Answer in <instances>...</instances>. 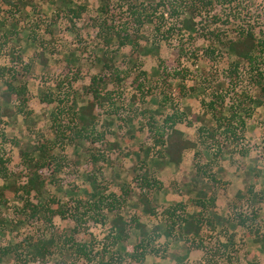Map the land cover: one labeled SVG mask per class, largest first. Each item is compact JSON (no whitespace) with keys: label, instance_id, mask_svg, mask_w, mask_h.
Wrapping results in <instances>:
<instances>
[{"label":"rangeland","instance_id":"374dc122","mask_svg":"<svg viewBox=\"0 0 264 264\" xmlns=\"http://www.w3.org/2000/svg\"><path fill=\"white\" fill-rule=\"evenodd\" d=\"M23 1L0 0V68L14 66L19 70L21 76L16 80L22 78L26 83L30 97L26 109L32 112L26 119L9 115L18 101L13 95L6 104L0 95V153L9 158L10 174L7 180L0 177V186L24 180L21 149H32L35 140L57 138L52 112L64 109L59 121L74 123L72 111L65 110L87 104L86 89L94 76L102 78L100 88L109 99L96 108V132L105 139L80 140L69 131L68 138L60 139L54 149V154L64 156L59 174L41 170L45 180L42 200L54 197L65 217L56 215L50 224L40 217L29 218L20 200L10 198L6 205H0V246L29 236L47 239L51 234L69 233L77 224L71 214H76L81 222L75 241L88 245V256L76 255L61 238V248L51 247L43 259L33 260L24 254L23 261H16L10 255L0 264H136L127 253L132 252L140 231L131 225L128 238L115 242L108 235L113 214L119 212L128 220L138 218L147 232H152L170 207L184 206V211L177 209V215L197 212L195 201L203 194L228 200L224 208L228 221L215 230L205 224L201 241L196 239L199 247L164 239L167 225L162 224L161 237L150 236L148 247L155 252L146 255L144 264H264V107L249 103V116L239 111L246 119L237 145L249 150L244 158L234 156L235 144L222 131H216L214 138L205 133L216 126L212 113L230 115V106L242 99L241 92L264 99L260 89L244 78L246 64L238 62L225 46L242 28L252 27L258 35L264 30V0H212L194 14L197 25L190 34L179 31L184 15L169 16L171 6H179L180 0H71L72 7L85 8L79 18L63 11L65 0ZM141 3L142 13L152 14L153 22H133L130 5ZM129 20L128 30L136 34V42L120 45L113 33L108 41L105 39L102 31L116 32ZM171 26L172 33L168 32ZM211 33H218V38ZM105 55L112 56V68L117 71L104 65ZM237 62L235 73L230 72ZM117 73L119 82L114 79ZM5 79L12 77L7 74ZM179 82L185 86L184 96L177 93ZM3 89L0 83V94ZM45 94L54 101H43ZM212 100L216 105L211 112L208 103ZM172 106L184 119L178 126L197 147L184 153L180 165L162 167L155 165L154 147V157L145 164L151 177L163 182L164 187L150 192L153 216L145 213L138 201L140 179L146 173L143 151L153 147L148 122L154 117L160 126ZM218 146L223 151L220 157H216V149L211 150ZM93 156L102 159L94 162ZM198 167L206 173L198 176ZM91 173L96 174L101 188L106 187L104 195L115 194L119 205L114 212L100 207L95 213L89 208L93 191L86 174ZM212 177L220 182L213 183ZM249 184L253 192L248 199L236 198V189L245 190Z\"/></svg>","mask_w":264,"mask_h":264},{"label":"trees","instance_id":"16d2710c","mask_svg":"<svg viewBox=\"0 0 264 264\" xmlns=\"http://www.w3.org/2000/svg\"><path fill=\"white\" fill-rule=\"evenodd\" d=\"M181 4L179 6H171V11L169 12V16L175 17L184 15L181 20V25L179 31H185L187 33H191L195 30L197 23L194 21V14L197 12L198 8H205L207 5H210L212 0H180ZM231 1V0H230ZM21 4H24L23 0H20ZM27 5L28 3L25 2ZM71 0H65L64 8L68 13L72 15L74 18H79L82 11L85 9L84 7L74 8L71 6ZM20 6V5H19ZM21 8L17 6V9ZM143 3L140 5H130V15L133 18V22L137 25H142L145 22H153L152 14H143L142 13ZM155 11V10H154ZM71 20V19H70ZM130 20L127 24H123L117 27V31H102V33L106 36V40L112 36L118 39L120 45H124L128 42L134 43L137 40V36L135 33L131 34L128 30L130 24ZM37 26V25H35ZM159 29V26L157 27ZM174 27L168 28V32L172 33ZM259 35L256 33L254 28L247 27L242 28L237 35L233 38L227 40L225 46L227 48V52L234 55L237 58L238 62L243 61L248 69L245 71L247 75L244 76L245 79H248L250 83L253 84L255 88L260 89L261 95H264V30H259ZM212 35V33H211ZM212 36L218 38V33L213 34ZM166 37V36H165ZM36 37L34 38L35 41ZM42 56V54H41ZM44 58V57H43ZM104 65L109 70L117 71L112 68L115 64L112 62V56L107 57V55L103 56ZM238 62L233 64V71L235 73L238 68ZM9 74L11 75V80H6L5 76ZM144 74V72H143ZM21 74L18 69L13 67H2L0 68V83L3 84L4 89L1 91L2 101L6 104L10 101L11 96H15L18 104L15 106L14 112L16 115L22 116L24 119L31 115V110H27L30 103V97L28 96V90L26 87V83L22 78L20 80H16L17 77H20ZM114 79L116 81H120L121 77L119 74H115ZM102 78L100 76H94L92 78L91 84L86 89L88 93L89 99L87 104L76 107H68L65 111H72V116L74 123L72 124H62L60 120V115L64 113V109L57 110L51 113L52 122L56 125L57 137L54 140H35L33 141L32 149H21L20 150V159L22 166L25 170L24 180L20 182H8L7 184H3L0 186V205H6L8 199L14 198L16 200H20L22 211L26 212L29 218H43L44 221L52 224V219L54 216L58 215L60 217H65V211L62 209L60 202L56 200L54 197L47 198V200H42V191L44 188L45 180L42 177L41 170L42 169H51V173L53 175H58L62 169V165L64 163V156L60 153L59 155L54 154V149L60 145V139L68 138V132L73 133V138L84 139V140H104L105 136L103 134L99 135L96 132V117L97 106L102 105L103 102L109 99V95L107 92L101 91ZM177 93L181 96L186 95L185 86L183 83L179 82L177 87ZM190 90V88H189ZM46 95V94H45ZM43 101L53 102V98H51L48 94L44 96ZM242 99L238 100L235 105L230 106V115L220 114L217 116L213 114L215 117L216 126L212 128H207L205 133L211 137H215L216 131H222L225 135V138L230 140V143L235 144L234 156L237 158H244L248 155V149H244L242 147H238V142L241 139L240 133H242L246 128V119L244 116L239 114L240 110L245 111V114L249 116L251 113L250 104H255L256 106L264 107V99L259 97H253L246 92H241ZM166 99V98H164ZM221 99V98H220ZM172 103V101H170ZM222 102V99H221ZM216 105V100H212L208 103V107L211 110H215L214 106ZM172 112L166 115L162 124L158 126L157 120L154 117L148 122V130L149 134L152 137V146H148V148L144 149L146 159L143 160L142 164L146 167V173L141 176V186H140V197L139 203L142 205V210L149 214L155 215L154 207L151 204L150 192H154V190H161L164 185L163 182L157 180L156 178H152L148 167L146 166V160L152 156L154 153L152 152L154 147H157L155 159V165L158 167L166 166V165H175L178 166L182 163L184 153L189 149H195L197 147V143L185 136L184 131L178 126V124L182 123L184 119L177 112V109L174 106L170 108ZM174 109V110H173ZM8 108H5V112L2 114H7ZM69 132V133H70ZM200 133L204 134V131L200 128ZM60 135V136H58ZM70 140L72 141L71 137ZM74 140V139H73ZM14 141V140H13ZM62 141V140H61ZM14 143L18 146L20 144L16 141ZM113 146L116 144H112ZM152 147V148H151ZM216 149V157H220L223 155L222 146L218 148H213L211 150ZM31 154V155H30ZM8 159L3 154L0 153V177L3 180L9 179V173L7 170ZM94 162L102 159V156L97 158V156H93ZM99 172V171H98ZM154 172V171H153ZM206 171L200 170L198 167L197 175H204ZM87 178L90 182L91 190L93 191L91 194L90 201L93 203L89 208H92V211L96 213V210L100 211V207L103 209L104 207L109 212H114L117 208V204L119 202L115 197V194L110 193L104 195L106 187L99 186L97 184L96 174H86ZM213 183H219L214 177L211 178ZM53 183H56L55 178H53ZM253 192L251 186H248L247 189L236 192L235 197L238 199H248L250 193ZM215 197L207 195L200 196L195 202L199 207L197 212H184L182 215H177V209H182L184 211V206L181 204L177 205V207H170L166 210L167 216L159 223L155 225L152 229V232H147L146 225L140 223L138 218H131V220L126 219L121 213L116 212L113 214V217L109 221V234L115 242L124 241L128 238V231L131 225L139 229L140 238L136 242L133 247L132 252L127 253V256L136 264H144L146 255L150 252L154 253V248H149V241L152 240L151 237H161L159 228L162 224L167 225L164 230L162 237L164 239H172L179 240L184 243L192 242L195 243L197 247H199L198 241L196 239L201 238L202 229L206 224L211 230H215L219 224H221L220 219L216 218V216H207L206 210L207 208L213 207ZM79 204V203H78ZM52 205H55L54 207ZM78 209V206L75 207V210ZM253 217V214H251ZM249 217V218H251ZM71 218L73 221H76V225L73 226L74 230H71L69 233H58L51 234V236L47 239L45 238H37L33 236H29L23 240L16 242L15 244H10L7 246H0V263L3 262L4 257L13 256L16 261H23V255H31L33 260L43 259L46 254H48L49 249L51 247L58 246L61 248V241L63 238V245H69L68 247L74 251L76 255H83L85 257L88 256L87 244H80L75 241V230L78 223L81 222V219L76 214H71ZM101 221V220H100ZM102 222V221H101ZM258 232L257 229H255ZM151 236V237H150ZM113 241V242H114ZM201 241V240H199ZM66 243V244H64ZM26 261V260H25ZM24 261V262H25ZM96 264H109L103 261H99Z\"/></svg>","mask_w":264,"mask_h":264},{"label":"crops","instance_id":"0c3cea01","mask_svg":"<svg viewBox=\"0 0 264 264\" xmlns=\"http://www.w3.org/2000/svg\"><path fill=\"white\" fill-rule=\"evenodd\" d=\"M248 186H251V185L249 184ZM241 190H243V188L238 187L236 189V192L241 191ZM229 191L231 192L232 188ZM236 192H235V194H236ZM231 195H232V193H231ZM227 201L228 200H214V203L212 205L213 207L207 208L208 210H206L207 216H209V215L210 216H214L215 215L216 218L218 217L220 219L221 224L226 223V221H228V220H227V217L225 216L224 208H225V205H226Z\"/></svg>","mask_w":264,"mask_h":264},{"label":"built area","instance_id":"2783aa9c","mask_svg":"<svg viewBox=\"0 0 264 264\" xmlns=\"http://www.w3.org/2000/svg\"><path fill=\"white\" fill-rule=\"evenodd\" d=\"M237 211H238V212H241L242 210H240V209H237ZM243 213H245V212H243ZM243 215H246V213H245V214H243Z\"/></svg>","mask_w":264,"mask_h":264}]
</instances>
